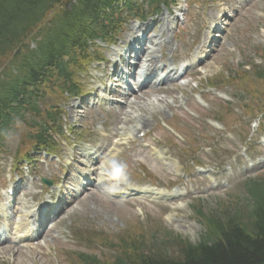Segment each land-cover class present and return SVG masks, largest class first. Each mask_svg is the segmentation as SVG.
<instances>
[{"label":"trees","instance_id":"1","mask_svg":"<svg viewBox=\"0 0 264 264\" xmlns=\"http://www.w3.org/2000/svg\"><path fill=\"white\" fill-rule=\"evenodd\" d=\"M59 1L0 0V54L12 52L18 42L21 43L43 21L51 5ZM110 1L79 0L74 11L80 18L91 19L93 25L89 29L94 28V25H99L100 7ZM76 16L71 17L68 10L62 11L57 31L48 30L46 38L33 53L16 58V65L3 73V80L0 79V117L4 116L9 100L21 104L20 97L16 95L22 87L34 81L32 68L49 66L50 71H63L62 68H66L63 58L75 46L71 37L77 34V30L82 28L80 32H83L86 28L85 22ZM89 29L84 38L93 35ZM253 188L250 218L245 214L237 216L229 210L224 211V214L209 220L207 233L197 245L180 241L175 257L160 250H135L101 264H264V181ZM88 261L86 259L85 264H100L94 259Z\"/></svg>","mask_w":264,"mask_h":264},{"label":"rangeland","instance_id":"2","mask_svg":"<svg viewBox=\"0 0 264 264\" xmlns=\"http://www.w3.org/2000/svg\"><path fill=\"white\" fill-rule=\"evenodd\" d=\"M237 1L240 2L241 0H237ZM252 4H254V3L249 2V3H246L243 5L241 11L239 12V15L241 16L240 17L241 20L236 23V28L239 30H236L234 32L231 40L228 42V44L235 43L237 46H241L242 44H244V45H242L243 48L241 49V51L239 53H233V54L231 52H227V55H225V53H219L218 55L215 53L213 55L212 59L210 60V62L207 64L208 67L204 70L203 77L214 76V75L218 74L220 71L222 72V71L226 70L227 68L233 69V71H236L239 64L242 63V61H241L242 59L245 61L246 59H248L250 57H254V54L252 53L253 43H254V46L258 45L257 47H264V46H262V45H264V5H263L264 3L262 4L261 7L253 9L251 11L250 15H246V11L249 9V7ZM226 6L229 9H231V8H235L236 5L234 3H227ZM213 16H216V12L215 11H209L204 16L200 15V16L194 18L191 25H190V28L188 29V31H186L184 38L181 41L172 42V46L168 43V38H167V45H169V51L168 52L166 51V52L168 54H170V52L173 51V48L179 49L182 47V45L189 43L195 34L196 26H200V23L202 21H207ZM168 19H169V16H166V18L164 19L165 28H168V26L172 27L175 25L174 20H171L168 23ZM233 25H234V23H233ZM246 28H248V30H246ZM250 41H252V43H248ZM225 75H226V73H225ZM187 93H188V90H185V92H184L185 95L181 97L183 99V101H178L177 105L179 106V105H181V103H185V106L189 107V109H192V110L195 109L196 110L197 103L194 102L190 97H187L186 96ZM233 93H234V89L227 87V88H225V90L223 92H220V96L223 99L233 101V98L231 97ZM209 107H210V103L208 105V108ZM86 109L88 110L89 108L86 107ZM157 113H159V111L156 109L152 113V115H155ZM84 114H86V113L84 112ZM171 114H172L171 111H167L164 115L163 114H162V116L160 115V119H165L168 115H171ZM175 115L178 116V118L181 121H185V120L192 118V116L190 115L189 112L183 113L182 107L180 108V111H178V113ZM107 117H108V114H106V112H103L100 110V111H97L96 115H93L90 118L88 116L87 119L92 120V126H94V125L102 126L104 120H106ZM160 119H158V121H160ZM111 129H113V128H111ZM245 129H246V131L248 130L247 128H245ZM13 133L14 132H11L9 135V137L11 136V139H10V145L12 146L11 149H13L14 146L17 144V141H18L17 139L21 136V133H22V136L24 137L27 132H25L23 130L21 132V131L17 130L14 134ZM135 156H138L144 160H147L149 163V165L147 164L148 168H149V166L152 168H155L154 161L151 158H148V156L145 153L135 152L133 154V157H135ZM242 168H245V164L243 162L239 163V169H242ZM212 184L217 185V184H219V182L216 181L214 178H212ZM197 186L198 185H189L185 189L183 188L182 191L183 192L184 191L189 192L190 190L196 188ZM220 189H222V187L220 185H218L217 190H220ZM214 190H216V188L214 186H211L210 184L206 183L201 187V189L199 190L200 193H198V195L210 194ZM218 192H221V191H218ZM188 198H190V197H188ZM180 204L183 208L177 211V213H176L177 219L175 220V225H173V226L176 227L179 230V232L188 236L191 241H195V240H197L201 231H200L199 226L196 224L195 220L192 219L190 214H189V209H188L189 202H187V197L180 198L178 200V203H176L175 205L174 204H172V205L174 207H177ZM120 211H122V210L120 208H118L117 206H109V207L106 206L105 204H103L99 200V197L94 195L90 199L89 203L86 202L84 204H80L77 206V208L75 210V216H73L72 220L77 222V223H83V220L85 218H88L90 224L97 226L98 229H102L104 231V233L114 234V232L119 231L128 222L125 219H127V220L129 219V216L125 217V219L120 218L116 214ZM131 216L132 215H130V217ZM46 253L48 254L46 257L51 259V260L43 259V261H45L46 263L39 261L38 264H52L53 254L51 252H48V251ZM88 254H93V253L88 252ZM96 254H98V253H96ZM27 255H28V253H27ZM7 258H9V260H10L8 262V264H36L37 263V262H35L36 256H34L33 261L30 260V258H28V257H24V258L17 257V255L13 254V253L8 254L5 257V259H7ZM55 264H63V263L60 260L59 263L57 262Z\"/></svg>","mask_w":264,"mask_h":264}]
</instances>
